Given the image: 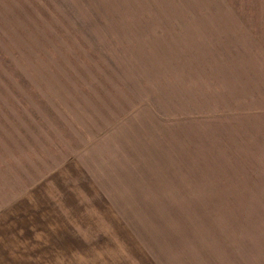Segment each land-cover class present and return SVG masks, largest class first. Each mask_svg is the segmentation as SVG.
Here are the masks:
<instances>
[{
	"label": "rangeland",
	"instance_id": "374dc122",
	"mask_svg": "<svg viewBox=\"0 0 264 264\" xmlns=\"http://www.w3.org/2000/svg\"><path fill=\"white\" fill-rule=\"evenodd\" d=\"M0 264H264V0H0Z\"/></svg>",
	"mask_w": 264,
	"mask_h": 264
}]
</instances>
